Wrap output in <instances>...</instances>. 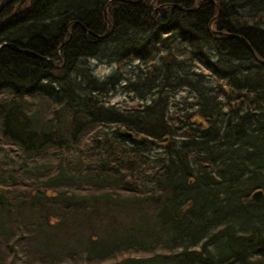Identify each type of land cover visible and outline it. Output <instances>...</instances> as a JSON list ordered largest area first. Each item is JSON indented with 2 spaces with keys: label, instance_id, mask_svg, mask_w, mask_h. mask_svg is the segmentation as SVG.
Instances as JSON below:
<instances>
[{
  "label": "trees",
  "instance_id": "1",
  "mask_svg": "<svg viewBox=\"0 0 264 264\" xmlns=\"http://www.w3.org/2000/svg\"><path fill=\"white\" fill-rule=\"evenodd\" d=\"M105 48L143 101L79 86ZM0 93V264H264V0H11Z\"/></svg>",
  "mask_w": 264,
  "mask_h": 264
},
{
  "label": "rangeland",
  "instance_id": "2",
  "mask_svg": "<svg viewBox=\"0 0 264 264\" xmlns=\"http://www.w3.org/2000/svg\"><path fill=\"white\" fill-rule=\"evenodd\" d=\"M210 54H212V51L210 50ZM120 53H117L116 50H109L105 48L103 51L96 53L95 55L84 57L80 59V62L78 64V67L76 70H74L72 73L75 75L77 80L79 79L81 81L82 79H85L81 76V72L89 73L90 75L102 79L107 74L111 73L112 71H120L121 73L117 75L116 79L114 80L112 86L104 91L96 92L99 97H102L107 103L118 105L121 107H129L132 103L143 101V99L139 98L136 94L137 92L134 89H131L128 87L127 81L133 79L136 77L135 72H133L134 69H138L141 71V73L147 72L149 67L151 65H145L144 60L141 59H124L123 57H118ZM122 55V54H121ZM194 59V57H193ZM194 71L196 72V75H199L201 78V82L207 84H217L221 82L219 78L214 76L209 72V70L199 61L194 60L192 62L191 66ZM172 82L165 85V89L168 88L169 90H172L174 94L172 97L179 100L182 95L189 93L187 92L184 85L173 83V76L170 78ZM79 81V86H83L84 80L81 82ZM167 85H171L172 87H167ZM149 92L146 93V97H148ZM3 95L0 93V101L2 100ZM43 105V104H42ZM227 108L228 106L226 104L223 105ZM255 111V110H254ZM253 111V112H254ZM45 115L51 113L50 108H45L43 105V111ZM219 122H221L219 119H217ZM127 129V128H126ZM0 142L4 143V139H0ZM256 175L257 180L260 182V188L264 186V169L259 168L256 169ZM46 199L45 197L42 199V201ZM133 254L139 255L144 254V252H133ZM73 264H78V262L71 261ZM16 264H19L18 262H15ZM2 264H8L7 261H4ZM94 264V263H92Z\"/></svg>",
  "mask_w": 264,
  "mask_h": 264
},
{
  "label": "water",
  "instance_id": "3",
  "mask_svg": "<svg viewBox=\"0 0 264 264\" xmlns=\"http://www.w3.org/2000/svg\"><path fill=\"white\" fill-rule=\"evenodd\" d=\"M11 0H0V10ZM125 134L129 135V131H123ZM262 192L261 188H256L251 192V196L259 195Z\"/></svg>",
  "mask_w": 264,
  "mask_h": 264
},
{
  "label": "bare ground",
  "instance_id": "4",
  "mask_svg": "<svg viewBox=\"0 0 264 264\" xmlns=\"http://www.w3.org/2000/svg\"><path fill=\"white\" fill-rule=\"evenodd\" d=\"M166 36V35H165ZM165 36L163 37V38H165ZM175 36V35H174ZM162 38V37H161ZM160 38V39H161ZM170 40H172L171 38H170ZM168 41V40H167ZM173 42V41H172ZM162 43V42H161ZM169 44H170V42H169ZM157 46V45H156ZM188 49H190L189 47H188ZM122 127V126H121ZM165 138V137H164ZM213 222V221H212ZM216 222V221H215ZM260 225V224H259ZM213 226V225H212ZM263 226V225H262ZM208 235V234H207ZM208 237V236H207Z\"/></svg>",
  "mask_w": 264,
  "mask_h": 264
}]
</instances>
